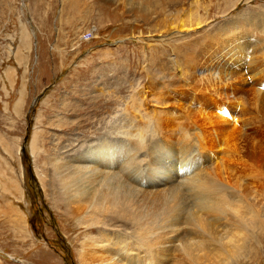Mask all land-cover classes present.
<instances>
[{"label":"rangeland","instance_id":"obj_1","mask_svg":"<svg viewBox=\"0 0 264 264\" xmlns=\"http://www.w3.org/2000/svg\"><path fill=\"white\" fill-rule=\"evenodd\" d=\"M243 44L248 61L238 54ZM254 44L264 45V0H0V264H81L89 230L56 202L52 163L63 151L146 126L158 137L189 129L198 149L214 153L221 141L211 124L221 117L207 122L204 101L239 121L222 138L232 154L225 165L253 182L264 221V52L250 61ZM210 80L216 87L204 86ZM210 107L207 114L219 112ZM175 222L181 233L188 227ZM169 252L167 264H190L191 254ZM229 259L264 264V236Z\"/></svg>","mask_w":264,"mask_h":264},{"label":"bare ground","instance_id":"obj_2","mask_svg":"<svg viewBox=\"0 0 264 264\" xmlns=\"http://www.w3.org/2000/svg\"><path fill=\"white\" fill-rule=\"evenodd\" d=\"M185 27L183 24L181 31H189ZM24 28L22 43L28 45L29 32ZM227 32L225 44L233 41ZM239 48L238 54L248 61L249 46L243 44ZM263 52L264 45L254 44L250 61L262 59ZM209 67H204L207 72H211ZM209 85L216 87L217 83L211 81L204 86ZM198 105L207 122H214V116L221 117L210 126H214V137L221 141V150L213 153L198 149L200 142L189 129L158 137L146 126L116 137L104 135L72 154L63 151V157L52 163L56 202L76 227L89 230L83 238L81 264H167L169 251L180 248L190 255L194 245L196 255L192 248L186 258L190 264H228L229 258L245 252L250 240L264 236V221L256 209L258 196L250 186L253 182H246L248 176L239 175L238 167L234 170L225 165L232 154L223 148L226 141L222 138L234 135L239 121L223 110V104L204 101ZM209 106L219 112L207 114L205 107ZM32 152L39 165L35 136ZM220 153L221 158L217 155ZM206 155L209 159H203ZM170 184L157 193L142 191L143 187L154 189ZM177 220L188 224L182 233ZM127 229L132 230V238L126 236ZM93 233L100 235L95 239ZM178 233L190 234L192 239L183 242Z\"/></svg>","mask_w":264,"mask_h":264}]
</instances>
